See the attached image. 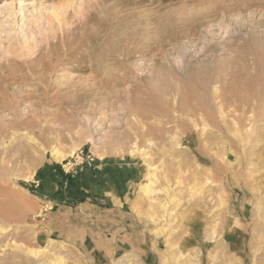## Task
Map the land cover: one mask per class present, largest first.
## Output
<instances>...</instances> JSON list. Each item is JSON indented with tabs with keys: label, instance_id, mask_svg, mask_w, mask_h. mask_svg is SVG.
Wrapping results in <instances>:
<instances>
[{
	"label": "rangeland",
	"instance_id": "obj_1",
	"mask_svg": "<svg viewBox=\"0 0 264 264\" xmlns=\"http://www.w3.org/2000/svg\"><path fill=\"white\" fill-rule=\"evenodd\" d=\"M0 8V264H264V0ZM53 147L112 182L121 235L49 234Z\"/></svg>",
	"mask_w": 264,
	"mask_h": 264
},
{
	"label": "crops",
	"instance_id": "obj_2",
	"mask_svg": "<svg viewBox=\"0 0 264 264\" xmlns=\"http://www.w3.org/2000/svg\"><path fill=\"white\" fill-rule=\"evenodd\" d=\"M95 168L94 162H86L74 169H65L54 160L48 161L39 171L35 195L39 203L52 207L43 221L49 234L59 232L60 236L70 239L74 234L69 230H81L86 225L93 230H100L120 224L121 227L116 230L121 235L123 203L114 202L112 193H117L116 188L109 180H97L94 177ZM100 219H104L101 224ZM90 234L102 233L90 231ZM85 235H88L87 232Z\"/></svg>",
	"mask_w": 264,
	"mask_h": 264
},
{
	"label": "bare ground",
	"instance_id": "obj_3",
	"mask_svg": "<svg viewBox=\"0 0 264 264\" xmlns=\"http://www.w3.org/2000/svg\"><path fill=\"white\" fill-rule=\"evenodd\" d=\"M6 8V7H5ZM1 9V8H0ZM3 9V8H2ZM5 10V9H4ZM220 105V104H219ZM196 108V107H195ZM196 110V109H195ZM195 113H197V112H195ZM198 114V116L200 117V118H203V113L201 112H199V113H197ZM191 115V114H190ZM194 117V116H193ZM194 119V118H193ZM204 119V118H203ZM193 121V120H192ZM191 121V122H192ZM204 123H205V120L203 121ZM194 124V123H193ZM45 131V130H44ZM44 131H42V132H44ZM247 132H249V131H247ZM45 133V132H44ZM251 133V132H250ZM249 133V134H250ZM58 135V134H57ZM56 137V136H55ZM56 139V138H55ZM58 140V139H57ZM250 140V139H249ZM54 142H56V141H54ZM214 145V144H213ZM51 156L53 157V159L55 160V161H57V162H60V161H62V160H64L65 158H66V156H65V154L63 153V152H61L60 151V149H58V148H56V147H53L52 149H51ZM149 174V173H148ZM150 175V174H149ZM179 176V175H178ZM156 177H155V175H152L151 174V177L150 176H146L145 177V180L143 181V185H142V187L144 188V191H145V194H156L157 192H159V191H162V190H160V188L158 187V188H156L155 187V185L156 184H158V182L156 183ZM162 188V187H161ZM164 188V187H163ZM162 188V189H163ZM24 203V202H23ZM150 205V204H149ZM163 205V204H162ZM161 205V207L162 208H164L163 206ZM151 206L152 205H150L149 206V208H151ZM153 207V206H152ZM149 215V218H152L153 216H152V213H149L148 214ZM159 230V229H158ZM18 247V246H17ZM32 253V252H31ZM34 253V255H36V252H33ZM43 264H64V263H62L60 260H57V259H50L49 261H47L46 263H43Z\"/></svg>",
	"mask_w": 264,
	"mask_h": 264
}]
</instances>
